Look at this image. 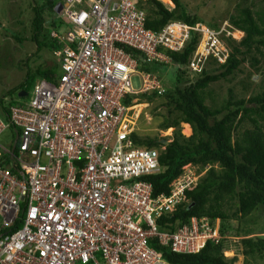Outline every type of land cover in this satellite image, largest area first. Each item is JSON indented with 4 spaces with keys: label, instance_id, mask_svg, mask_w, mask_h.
I'll return each mask as SVG.
<instances>
[{
    "label": "built area",
    "instance_id": "built-area-1",
    "mask_svg": "<svg viewBox=\"0 0 264 264\" xmlns=\"http://www.w3.org/2000/svg\"><path fill=\"white\" fill-rule=\"evenodd\" d=\"M72 3L83 0H65L58 12L64 25L49 34L59 45L56 79L38 77L27 99L19 103L17 95L0 116V133L10 127L13 137L10 146L0 144V264H170L151 240L177 253L217 244V218L159 225L187 201L199 172L185 164L168 192L153 194L145 177L164 171V147L133 140L136 122L127 110L137 98L124 100L163 91L157 73L140 71L125 48L167 63L164 50L180 51L196 31L188 66L198 72L209 57L224 60L221 30L180 21L146 28L136 0Z\"/></svg>",
    "mask_w": 264,
    "mask_h": 264
},
{
    "label": "trees",
    "instance_id": "trees-1",
    "mask_svg": "<svg viewBox=\"0 0 264 264\" xmlns=\"http://www.w3.org/2000/svg\"><path fill=\"white\" fill-rule=\"evenodd\" d=\"M64 1L30 2L33 12L31 40L36 43L38 49L39 36L44 34L47 24L50 27L49 38L52 29L63 27V19L58 16L54 7L57 2ZM169 1L173 8L172 5L168 6L171 4ZM169 1L136 0V6L146 13V28L160 30L172 19L189 25L202 22L199 15L182 0ZM255 3H258L259 9H254ZM45 11H53L55 17H50L46 22ZM222 22L221 20L219 23H212L210 28L218 30ZM227 24L229 29L242 31L243 36L237 41L231 38L226 40L230 50L224 63L209 57L198 72L190 70L188 66L198 41L195 31H190L189 40L180 51L164 50L170 58L167 63L147 61L141 52L125 48L136 59L140 71L156 72L159 80L166 71V66L173 68L174 81L170 84L172 86L166 88L160 81L163 88L161 93L147 91L131 94L124 100L126 104H130L132 98L141 94L144 95L142 100L147 102L153 98H162L160 108H165V113L154 115L158 120L156 127L161 130L174 127L172 138L167 144L160 143V139L165 138L142 136L137 131L132 133L133 140L138 145L164 147L163 150L159 149V162L164 171L145 177L152 184L153 194L168 192L170 182L182 172V166L185 164L191 163L199 172L204 171L196 183L185 191L187 201L171 214L161 217L158 220L159 225L165 227V222L173 225L176 221L186 223L192 216L221 220L220 241L217 244L206 242L198 252H173L151 240V244L162 252L170 264H234L237 260L235 256H224L226 240L222 221L247 217L260 205H264V91L246 98L236 96L233 89L228 88L227 96L220 105L211 106L206 102L208 98L211 103L214 102L213 90L209 91L210 84L232 80L237 72L244 70L242 67L245 63H248V77L263 73L260 63L264 60V0L251 1L243 6L236 4L235 13L229 17ZM50 47L53 53L59 45L50 38ZM56 74L52 66H38L34 72L28 71L18 85L0 95V116L7 117L9 106L16 103V93L28 92L36 78L44 77L54 81ZM261 81L264 87V74ZM247 122L250 127L246 126ZM183 123L188 124L191 129L189 136L181 133L180 125ZM232 208L234 210L228 213ZM240 242L244 262L256 258L263 259L264 262V238L243 237Z\"/></svg>",
    "mask_w": 264,
    "mask_h": 264
},
{
    "label": "rangeland",
    "instance_id": "rangeland-1",
    "mask_svg": "<svg viewBox=\"0 0 264 264\" xmlns=\"http://www.w3.org/2000/svg\"><path fill=\"white\" fill-rule=\"evenodd\" d=\"M32 0H0V95L5 93L10 88L18 85L24 78L26 73L34 72V70L40 66H52L53 69L59 73V67L56 68V59L53 56L52 49L50 47V38L48 37L49 26L44 27V34L39 36L40 48H37L36 43L31 40L32 34ZM166 2L167 0H160ZM251 1L258 0H182L184 4L192 9L199 15L203 24L210 27L212 23H219L223 21L220 28H226L229 23V17L235 13V5L241 4L247 5ZM88 0H83V3H72L71 7L75 9L85 8ZM255 3L254 9H259ZM171 6V4H168ZM59 12V11H58ZM46 22L50 17H55L54 12L45 11ZM219 28V30H220ZM62 26L56 30H61ZM233 40H240L243 33L234 30L232 33ZM220 39L222 46L230 50L226 40V32L220 33ZM169 62V61H168ZM262 68V74H253L250 77L247 76L248 63L242 67V72H237L232 80H221L210 84L209 91L213 90L214 102L211 103L210 99L206 100L208 105L217 106L227 96L228 88H232L236 96H245L248 98L251 94L264 91L263 81H261L264 74V60L260 63ZM165 72L161 75L160 81L167 88L172 86L170 84L174 81L173 68L166 66ZM191 78V73L189 74ZM37 79V78H36ZM190 80V79H189ZM187 81V80H186ZM35 80L30 85L28 94L34 86ZM131 84L134 90L141 88V78L138 74H134L131 77ZM244 86L246 89H244ZM17 94V93H16ZM137 99L131 103L127 115L130 116V120L135 123V128L138 134L142 136H157L168 140L172 138L174 133V127H169L166 130L158 129L156 126L158 120L154 115L156 113H165V108H160V104L163 99L160 97L153 98L152 101L147 102L142 100L144 95H136ZM27 97H18L19 103H23ZM181 133L185 136H189L191 133L187 131L184 124L180 125ZM248 125V122L246 123ZM250 127V126H249ZM12 128L7 127L0 133V144L4 146H10ZM199 172V170H197ZM203 172H199L197 177L203 175ZM197 178V180H198ZM234 208L228 210L231 213ZM221 222V220H220ZM225 227L224 239L226 244V250L224 256L227 258L236 257L234 264H263V259H248V262H244V256L242 255V244L240 242L243 237H262L264 238V205H260L256 211L252 212L249 216L244 218H230L222 221Z\"/></svg>",
    "mask_w": 264,
    "mask_h": 264
},
{
    "label": "clouds",
    "instance_id": "clouds-1",
    "mask_svg": "<svg viewBox=\"0 0 264 264\" xmlns=\"http://www.w3.org/2000/svg\"><path fill=\"white\" fill-rule=\"evenodd\" d=\"M160 1V0H159ZM169 1V0H168ZM161 2V1H160ZM170 2V1H169ZM57 3H61L62 4V6H63V4L65 5V1L64 2H57ZM56 3V4H57ZM171 3V2H170ZM171 5H172V3H171ZM169 8V7H168ZM172 8H173V5H172ZM169 9H171V8H169ZM60 11V10H59ZM58 13V12H57ZM172 21H174V22H177V21H180V20H169L168 22H172ZM167 22V23H168ZM180 22H182V21H180ZM166 23V24H167ZM182 23H184V22H182ZM165 24V25H166ZM185 24H187V23H185ZM195 24H201L202 26H204V27H207V28H209V29H211L210 27H208V26H206L205 24H203V22H196ZM194 24V25H195ZM187 25H189V24H187ZM194 25H190V26H194ZM225 25H228V24H225ZM231 28H233V27H231ZM212 30V29H211ZM220 30H221V32H226V31H229L230 33L227 35L226 34V38L228 37V38H230V37H232L233 38V36H232V32L234 31V30H236V31H239V32H241V33H243L242 31H240V30H238V29H236V28H233V29H229V30H227L226 28H220ZM213 31H219V29L218 30H213ZM196 32V31H195ZM197 34H198V40L200 39V36H201V34L199 33V32H196ZM188 40H189V38H188ZM187 40V41H188ZM186 41V42H187ZM185 42V43H186ZM197 43H198V41H197ZM196 46H197V44H196ZM196 46H195V48H196ZM194 48V49H195ZM226 50V52H225V58H224V60L222 61V62H220V63H224L225 62V60L227 59V56H228V53H229V51L227 50V49H225ZM194 51V50H193ZM21 92V91H20ZM27 94H28V92H26ZM21 97H23V96H21ZM183 124H185V123H183ZM189 126V125H188ZM161 140H163V139H161ZM161 140H160V143H161ZM164 144V143H163ZM167 144V143H166Z\"/></svg>",
    "mask_w": 264,
    "mask_h": 264
},
{
    "label": "water",
    "instance_id": "water-1",
    "mask_svg": "<svg viewBox=\"0 0 264 264\" xmlns=\"http://www.w3.org/2000/svg\"><path fill=\"white\" fill-rule=\"evenodd\" d=\"M61 7H62V4H61V3H57V4L55 5V7H54V10H55L56 12H58V11L61 9ZM17 95H18V96H26L27 93H26L25 91H21V92H18ZM161 143L166 144L167 142H166V140H161Z\"/></svg>",
    "mask_w": 264,
    "mask_h": 264
},
{
    "label": "bare ground",
    "instance_id": "bare-ground-1",
    "mask_svg": "<svg viewBox=\"0 0 264 264\" xmlns=\"http://www.w3.org/2000/svg\"><path fill=\"white\" fill-rule=\"evenodd\" d=\"M187 131H190L188 124H184Z\"/></svg>",
    "mask_w": 264,
    "mask_h": 264
}]
</instances>
